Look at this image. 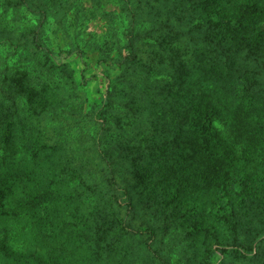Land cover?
I'll use <instances>...</instances> for the list:
<instances>
[{"label": "trees", "instance_id": "1", "mask_svg": "<svg viewBox=\"0 0 264 264\" xmlns=\"http://www.w3.org/2000/svg\"><path fill=\"white\" fill-rule=\"evenodd\" d=\"M111 4L0 0V264H214L213 243L237 246L222 175L230 148L264 146V0ZM210 178L224 212L194 211ZM186 221L210 244L187 245ZM258 245L225 257L258 264Z\"/></svg>", "mask_w": 264, "mask_h": 264}, {"label": "rangeland", "instance_id": "2", "mask_svg": "<svg viewBox=\"0 0 264 264\" xmlns=\"http://www.w3.org/2000/svg\"><path fill=\"white\" fill-rule=\"evenodd\" d=\"M106 1L108 3L107 7H112V0ZM55 27L56 25L53 23L50 31H54ZM91 28L103 32L97 24L93 23ZM86 32L88 33V31ZM8 53L12 54V48L8 50ZM262 92L264 93V90ZM229 151L225 170L227 172H224L222 176L227 177L226 183L229 188L232 185L237 191V246L240 245L242 247L241 251L249 255L250 250L254 249L253 253H255L259 246L258 243L264 240V146L237 145L230 148ZM221 180L223 181V178ZM210 181H212V178L209 181H204V186L196 191V196L202 203L197 202V207L193 205L194 211L200 209L202 212H211L212 210L214 212H224L230 208V205L226 204L227 196H224L226 191L222 187L216 188V185L211 187L209 185ZM221 199H223L222 203H220ZM212 202H216V204L213 205ZM194 223L186 221V229H183V234L188 241L187 245L193 246V243L204 245V241L198 243V238L193 236L190 228H188L193 227ZM216 227L221 229L218 225ZM19 230L20 227H17L16 231ZM15 233L12 239L13 243L17 248L24 247L26 241L17 240ZM208 244L210 242L206 241L204 246ZM237 246H224L222 243H213L212 251L214 255H217L214 264H221L222 259L226 261V264H236L233 258L225 257L227 255L225 250L228 248L237 249ZM193 249L196 252V246ZM260 259L261 262L258 264H264V256ZM123 264H126V262ZM128 264H131V262L128 261ZM238 264L242 263L238 262Z\"/></svg>", "mask_w": 264, "mask_h": 264}]
</instances>
